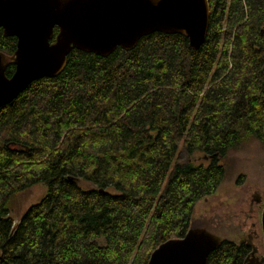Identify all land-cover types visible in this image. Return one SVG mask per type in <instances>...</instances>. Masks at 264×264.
<instances>
[{
	"label": "trees",
	"instance_id": "obj_1",
	"mask_svg": "<svg viewBox=\"0 0 264 264\" xmlns=\"http://www.w3.org/2000/svg\"><path fill=\"white\" fill-rule=\"evenodd\" d=\"M208 2L199 49L153 33L107 58L72 50L0 109V264H147L224 184L231 151L264 149V0ZM15 49L0 29V52ZM179 145L209 163H176ZM38 184L15 226L8 200ZM245 252L222 243L207 262Z\"/></svg>",
	"mask_w": 264,
	"mask_h": 264
},
{
	"label": "water",
	"instance_id": "obj_2",
	"mask_svg": "<svg viewBox=\"0 0 264 264\" xmlns=\"http://www.w3.org/2000/svg\"><path fill=\"white\" fill-rule=\"evenodd\" d=\"M209 18L208 0H0V29L16 38L11 56L0 52V109L28 84L61 74L72 50L107 58L118 48L132 51L153 33L184 35L199 49ZM9 64L15 69L7 77ZM238 235L223 220L192 217L185 235L159 244L147 264H208L214 250L235 244Z\"/></svg>",
	"mask_w": 264,
	"mask_h": 264
},
{
	"label": "rangeland",
	"instance_id": "obj_3",
	"mask_svg": "<svg viewBox=\"0 0 264 264\" xmlns=\"http://www.w3.org/2000/svg\"><path fill=\"white\" fill-rule=\"evenodd\" d=\"M186 151L181 145L178 146V157L176 163L181 164L187 158ZM190 160L195 164L206 166L209 159L200 154L190 155ZM226 163L227 177L224 184L212 196L205 198L199 202L195 208L193 217L211 218L212 212L215 211V205L219 201L227 197L233 200V192H236L235 185L241 186L249 180L248 183L261 184L264 183V149L255 141H248L237 150H233L228 154ZM78 185L82 188H90V185L82 180H78ZM46 194V187L42 184L34 185L33 187L13 195L7 203L10 216L13 219V224L16 226L26 210L37 204ZM216 212H220L216 209ZM225 221V220H223Z\"/></svg>",
	"mask_w": 264,
	"mask_h": 264
},
{
	"label": "flooded vegetation",
	"instance_id": "obj_4",
	"mask_svg": "<svg viewBox=\"0 0 264 264\" xmlns=\"http://www.w3.org/2000/svg\"><path fill=\"white\" fill-rule=\"evenodd\" d=\"M187 161H190L189 156ZM248 182L249 180L241 186L237 183L233 200L222 198L215 205V211L210 210L212 216L207 219L225 220L226 226L232 225L238 229L237 242L229 244L245 249L242 264H264V229L261 223L264 210V183ZM216 209L220 212H216Z\"/></svg>",
	"mask_w": 264,
	"mask_h": 264
},
{
	"label": "bare ground",
	"instance_id": "obj_5",
	"mask_svg": "<svg viewBox=\"0 0 264 264\" xmlns=\"http://www.w3.org/2000/svg\"><path fill=\"white\" fill-rule=\"evenodd\" d=\"M263 229H264V213H263Z\"/></svg>",
	"mask_w": 264,
	"mask_h": 264
}]
</instances>
